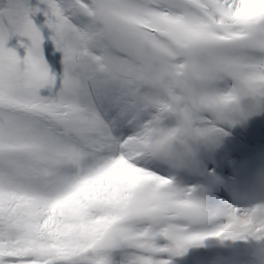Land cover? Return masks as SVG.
Wrapping results in <instances>:
<instances>
[{
    "label": "snow or ice",
    "instance_id": "snow-or-ice-1",
    "mask_svg": "<svg viewBox=\"0 0 264 264\" xmlns=\"http://www.w3.org/2000/svg\"><path fill=\"white\" fill-rule=\"evenodd\" d=\"M0 264H264V0H0Z\"/></svg>",
    "mask_w": 264,
    "mask_h": 264
},
{
    "label": "bare ground",
    "instance_id": "bare-ground-1",
    "mask_svg": "<svg viewBox=\"0 0 264 264\" xmlns=\"http://www.w3.org/2000/svg\"><path fill=\"white\" fill-rule=\"evenodd\" d=\"M228 242H231V241H226V242H224V243L218 244V247L222 248V247H224V245H226Z\"/></svg>",
    "mask_w": 264,
    "mask_h": 264
}]
</instances>
